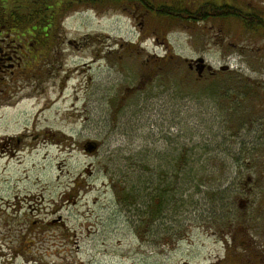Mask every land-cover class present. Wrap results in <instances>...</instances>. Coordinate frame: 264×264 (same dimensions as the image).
<instances>
[{
  "label": "rangeland",
  "instance_id": "rangeland-1",
  "mask_svg": "<svg viewBox=\"0 0 264 264\" xmlns=\"http://www.w3.org/2000/svg\"><path fill=\"white\" fill-rule=\"evenodd\" d=\"M145 9L135 0L73 4L52 62L24 60L25 73L0 81V264H237L254 246L264 252V94L222 103L186 61L202 56L219 70L226 56L264 92V58L221 46L263 39L238 23L175 22ZM8 135L21 139L10 151L1 146ZM88 140L98 143L91 153ZM176 156L197 169L165 180L184 205L167 215L169 229L158 221L144 233L123 199L136 162L164 171ZM213 189L225 194L212 198ZM58 215L63 227L50 223Z\"/></svg>",
  "mask_w": 264,
  "mask_h": 264
},
{
  "label": "trees",
  "instance_id": "trees-1",
  "mask_svg": "<svg viewBox=\"0 0 264 264\" xmlns=\"http://www.w3.org/2000/svg\"><path fill=\"white\" fill-rule=\"evenodd\" d=\"M89 1H109L110 3H113L121 0H0V29L10 30L13 33V36L18 37L20 40H22L23 37H26V43L27 41L28 43L31 42V46L36 47L35 51H37V54H28L29 56L25 60H33L48 65L52 62L49 54L55 53L58 50L57 47L60 45L58 44L57 37H60L61 34L56 30L58 28L57 26L61 23L62 19L68 13L73 4L87 3ZM140 1L144 3L145 8H147V10L145 9L146 11L149 10L150 12L151 10L152 13L157 14L158 16L163 14L160 12H164L163 17L165 18L163 19L175 22H183L186 20L200 21L198 18L192 19L183 16L188 8L186 3L180 5L173 0L172 5L169 3H163L164 5L155 8L149 0ZM203 10L204 6L202 7V10H198L197 12L201 11L204 13ZM218 18H213V20H220ZM163 19L161 20L162 22ZM203 20H206V18H203ZM207 20L209 19L207 18ZM56 22H58L57 25ZM46 37L51 38L49 39V42L44 40ZM20 40L17 42L26 46L25 41L22 42ZM120 45H122V43ZM159 59L162 60V57ZM179 60L178 57H175L172 61L179 62ZM189 69L191 71L194 68L192 67L191 69L189 67ZM227 72L228 71L221 70H217L214 73L204 71L201 76L197 75L195 83L197 85H202L201 88H203L204 92H211V95L213 94L215 98H217L216 100L222 101V103H226V101L232 102L234 99L241 97L250 100L253 98L257 101L261 100V96L264 94L263 89L253 84L247 77L238 76L233 70L228 72L229 75ZM206 80H209L210 83L207 84ZM250 158L251 157H248V159ZM238 159L241 160L239 157ZM164 160L167 161L168 164L166 170L161 171L157 167H154L149 169L147 173L145 171L146 166L144 168L141 165L143 161H137L136 163H139L141 166L139 165V170H136L137 176L135 179L139 182L143 178V181H140L139 183L136 181L133 182L131 186H127L129 193L125 194L123 197L126 207L127 204L130 205L132 200L134 207L138 208V222L141 227L140 229L142 232L144 231V233H146L147 230L154 231L156 228V222L158 221H160L164 228H167V215L171 212L176 214V212L179 211V202L184 205L181 196L178 199L175 198L174 187L171 183L165 181L167 180V177L174 175L176 177L187 178L189 176H195L197 172L195 166H187V164L192 163H186V159L183 156L179 158L178 156L164 158ZM186 168L189 170H186ZM176 189H178L177 186ZM178 190L182 192V189ZM222 192L225 194V191L223 190L218 191V189H213L211 190L210 195L214 198L215 195L219 193L221 194ZM211 207L215 209L216 206L212 205ZM208 208L210 210V206H208ZM210 218L214 224H222L225 222L226 214L222 215L221 213L216 217V215L214 216V213H212Z\"/></svg>",
  "mask_w": 264,
  "mask_h": 264
},
{
  "label": "flooded vegetation",
  "instance_id": "flooded-vegetation-1",
  "mask_svg": "<svg viewBox=\"0 0 264 264\" xmlns=\"http://www.w3.org/2000/svg\"><path fill=\"white\" fill-rule=\"evenodd\" d=\"M136 3L140 5V7L145 8V5L140 0H135ZM180 5L187 4L188 8L184 12L183 16H187L189 18L195 19L198 18L199 20H203V18L213 19L218 18L222 20L223 23L227 26H231L229 30H231L232 26L236 23L242 28L243 31L250 38H254L259 36L263 39L262 43L259 46L254 47H247L242 44H237L236 40H231L230 38H222L221 46L222 48L226 49H236L243 52H255L258 54L259 57L262 59L264 58V0H175ZM204 6V13L197 12L198 10H202ZM136 8V7H135ZM127 11H130L126 8ZM147 10V8H146ZM137 11L132 10L131 15L136 16L135 14ZM142 13V12H141ZM143 13L140 15L142 16ZM226 20V22H225ZM10 30H3L0 29V81L8 80L12 78H8V75H17L19 76L20 73H25L23 68V61L28 58V54L35 51V46L29 45H21L17 41L20 40L18 37H14L13 33ZM250 43V42H249ZM75 48L80 44L77 42L71 41ZM28 46V47H27ZM228 56V55H227ZM52 59V56L49 55ZM202 57V56H200ZM58 56L56 57V59ZM199 58V57H197ZM196 58V59H197ZM204 59L205 67L210 66L212 68L210 73H214L216 70L215 62L212 60H208L205 57ZM195 59H188V65H192L194 68L195 62H192ZM223 61L218 64V68L226 67V70L223 71H231L230 70V63L226 56H223ZM192 69V68H191ZM9 82V81H8ZM10 83V82H9ZM1 93V92H0ZM3 139V146L4 149L10 151L16 145H19L21 139L20 137H14L12 135L5 136ZM82 147H84L82 145ZM241 204V203H240ZM64 220L63 218L58 215L55 219H53L50 223L52 224H60V227H63ZM231 233L227 231L226 234ZM251 238V237H250ZM77 242L76 240H74ZM250 243L253 242L252 238L249 239ZM68 242V241H66ZM255 243V242H254ZM78 248V246H77ZM258 247L254 246V253L251 255L246 254L245 258L241 259L236 256L235 258H230L234 260L236 263L237 261L240 263L237 264H264V252L259 254V250L257 251ZM253 249V247H252ZM257 251V252H256Z\"/></svg>",
  "mask_w": 264,
  "mask_h": 264
},
{
  "label": "water",
  "instance_id": "water-1",
  "mask_svg": "<svg viewBox=\"0 0 264 264\" xmlns=\"http://www.w3.org/2000/svg\"><path fill=\"white\" fill-rule=\"evenodd\" d=\"M192 62H195L194 65V69L197 73L198 76H201L203 71L207 70V71H211L212 68L210 66L205 67L204 59L202 57H199L195 60H192ZM189 67L192 68L193 66L189 64ZM221 70H226V67H222L220 68ZM98 147V143L94 140H88L85 144H84V149L85 151H87L88 153L93 152L96 148Z\"/></svg>",
  "mask_w": 264,
  "mask_h": 264
}]
</instances>
